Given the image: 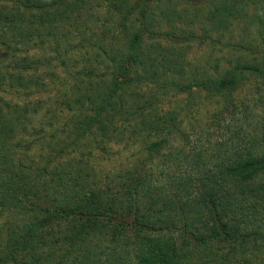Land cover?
I'll return each instance as SVG.
<instances>
[{
	"label": "trees",
	"instance_id": "obj_1",
	"mask_svg": "<svg viewBox=\"0 0 264 264\" xmlns=\"http://www.w3.org/2000/svg\"><path fill=\"white\" fill-rule=\"evenodd\" d=\"M0 264H264V0H0Z\"/></svg>",
	"mask_w": 264,
	"mask_h": 264
},
{
	"label": "rangeland",
	"instance_id": "obj_2",
	"mask_svg": "<svg viewBox=\"0 0 264 264\" xmlns=\"http://www.w3.org/2000/svg\"><path fill=\"white\" fill-rule=\"evenodd\" d=\"M209 10H211V8L206 9L204 12H209ZM191 12H196V11H191ZM250 12H253V10H250ZM198 51L199 50L197 49L196 52L198 53ZM207 52H209L208 49H204L202 54L207 53ZM200 56H201V54H200Z\"/></svg>",
	"mask_w": 264,
	"mask_h": 264
}]
</instances>
